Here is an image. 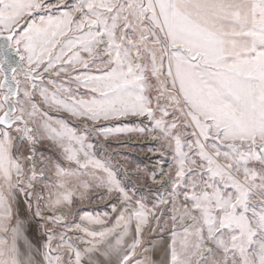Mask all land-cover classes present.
<instances>
[{"label": "snow or ice", "instance_id": "snow-or-ice-1", "mask_svg": "<svg viewBox=\"0 0 264 264\" xmlns=\"http://www.w3.org/2000/svg\"><path fill=\"white\" fill-rule=\"evenodd\" d=\"M0 264H264V0H0Z\"/></svg>", "mask_w": 264, "mask_h": 264}, {"label": "rangeland", "instance_id": "rangeland-1", "mask_svg": "<svg viewBox=\"0 0 264 264\" xmlns=\"http://www.w3.org/2000/svg\"><path fill=\"white\" fill-rule=\"evenodd\" d=\"M153 143L149 138L138 137L135 134H126L119 137V139H111L107 144L105 151L111 153H119L115 156L116 160L127 161L126 167L131 169L132 166L139 164L141 167L147 165L152 166L155 152H150L148 146ZM80 207L93 210L98 207L96 203L91 205L87 202ZM75 211V209H74Z\"/></svg>", "mask_w": 264, "mask_h": 264}]
</instances>
